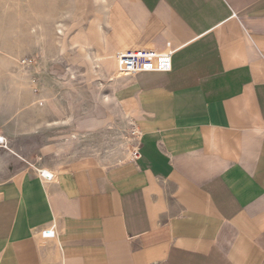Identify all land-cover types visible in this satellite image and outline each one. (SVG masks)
<instances>
[{
	"label": "crops",
	"instance_id": "0c3cea01",
	"mask_svg": "<svg viewBox=\"0 0 264 264\" xmlns=\"http://www.w3.org/2000/svg\"><path fill=\"white\" fill-rule=\"evenodd\" d=\"M103 2L136 155L1 183L0 264H264V0Z\"/></svg>",
	"mask_w": 264,
	"mask_h": 264
},
{
	"label": "rangeland",
	"instance_id": "374dc122",
	"mask_svg": "<svg viewBox=\"0 0 264 264\" xmlns=\"http://www.w3.org/2000/svg\"><path fill=\"white\" fill-rule=\"evenodd\" d=\"M85 11L75 0H0V184L132 154V78L102 66Z\"/></svg>",
	"mask_w": 264,
	"mask_h": 264
},
{
	"label": "bare ground",
	"instance_id": "6f19581e",
	"mask_svg": "<svg viewBox=\"0 0 264 264\" xmlns=\"http://www.w3.org/2000/svg\"><path fill=\"white\" fill-rule=\"evenodd\" d=\"M30 1V0H29ZM33 1V0H32ZM76 2H77V4H79V3H83V1L84 0H75ZM95 1V3H99V2H102V1H104V2H107L108 0H94ZM103 2V3H104ZM34 3V2H33ZM32 4V3H31ZM107 4V3H106ZM109 4V3H108ZM37 5V4H36ZM29 6V5H28ZM35 6V5H34ZM31 7V6H30ZM36 7V6H35ZM105 7V6H104ZM32 8V7H31ZM99 8V7H98ZM33 9H35V8H33ZM32 9V10H33ZM37 9V8H36ZM32 10H31V12H32ZM36 11V10H35ZM37 11H38V9H37ZM35 14H37V12H35ZM35 16V15H34ZM36 17H38V16H35L34 17V19L36 18ZM32 22V21H31ZM34 20H33V26L31 27V32L33 33V36H39L38 35V33L40 32H38V26H36V24H34ZM37 23V22H36ZM64 23H66V22H64ZM29 24V23H28ZM37 25H40V24H37ZM64 24H59L58 26H57V28H56V34L57 35H59V34H61V35H64L65 34V30H64ZM41 27V26H40ZM39 27V28H40ZM104 31V30H103ZM30 32V31H29ZM83 32V31H82ZM31 34V33H30ZM104 35V34H103ZM32 36V35H31ZM81 37V36H80ZM88 37V36H87ZM87 37L85 38V39H87ZM35 39H36V37H35ZM79 42V41H78ZM78 47V46H77ZM87 49H89V48H87ZM89 51H90V54L91 55H93V54H95V53H93L92 54V51H91V49H89ZM96 55V54H95ZM96 61V60H95Z\"/></svg>",
	"mask_w": 264,
	"mask_h": 264
},
{
	"label": "built area",
	"instance_id": "2783aa9c",
	"mask_svg": "<svg viewBox=\"0 0 264 264\" xmlns=\"http://www.w3.org/2000/svg\"><path fill=\"white\" fill-rule=\"evenodd\" d=\"M135 152H136V148L134 147L133 150H132V154H133V155H136Z\"/></svg>",
	"mask_w": 264,
	"mask_h": 264
}]
</instances>
